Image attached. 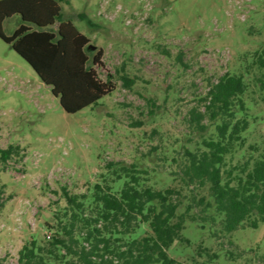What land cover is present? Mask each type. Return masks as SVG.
Wrapping results in <instances>:
<instances>
[{
  "label": "rangeland",
  "instance_id": "obj_1",
  "mask_svg": "<svg viewBox=\"0 0 264 264\" xmlns=\"http://www.w3.org/2000/svg\"><path fill=\"white\" fill-rule=\"evenodd\" d=\"M63 19L103 50L96 72L114 91L95 105L67 114L50 88L0 40V149L13 148L0 161V261L17 264L18 250L31 239H48L47 225L62 211L63 191L91 192L111 169L135 166L146 185L178 186L174 171L182 147L198 139L187 123L209 83L225 73L244 74L250 56L264 50V0H57ZM77 15H83L80 19ZM17 18L4 24L12 34ZM248 84V128L243 148L229 157L236 165L264 155V90ZM132 81L129 87L124 82ZM252 149H251V147ZM176 180H175V179ZM120 187V183L116 184ZM194 206L206 192L184 191ZM191 197H194L192 202ZM198 208V207H196ZM193 213L198 215V209ZM214 222H187L184 240L167 251L176 261L211 264H264V223L257 228L221 231ZM201 251L200 255H197Z\"/></svg>",
  "mask_w": 264,
  "mask_h": 264
},
{
  "label": "trees",
  "instance_id": "obj_2",
  "mask_svg": "<svg viewBox=\"0 0 264 264\" xmlns=\"http://www.w3.org/2000/svg\"><path fill=\"white\" fill-rule=\"evenodd\" d=\"M61 10L57 0H0V40L50 88L65 113L75 114L111 95L115 87L111 76L104 81L95 69L103 65V50L91 52L90 40L63 19ZM11 18L19 24L8 35L3 23ZM250 59L244 74L251 67L264 70V50ZM244 74L225 73L209 83L197 106L188 111L186 123L199 140L192 147L183 146L178 159L172 158L178 186L157 190L140 177L146 172L133 165L115 169L107 165L109 177H101L91 192L63 191L65 207L47 225L51 236L24 243L17 264H186L167 251L184 240L181 233L187 222H214L206 213L211 205L221 217L224 233L264 223V155L250 156L236 165L227 163L243 148L249 123ZM254 82L264 90V73ZM130 83L125 80V87ZM12 153L13 148L0 149V161ZM186 190L206 192L212 203L199 208L200 198L195 206L182 207L188 198L183 194ZM195 208L198 215L193 213ZM201 251L207 260L191 262L211 264L214 255ZM259 260L264 262V255Z\"/></svg>",
  "mask_w": 264,
  "mask_h": 264
},
{
  "label": "crops",
  "instance_id": "obj_3",
  "mask_svg": "<svg viewBox=\"0 0 264 264\" xmlns=\"http://www.w3.org/2000/svg\"><path fill=\"white\" fill-rule=\"evenodd\" d=\"M3 24H4V23H3ZM18 24H19V20L17 19V20H16V24H15V26L17 27ZM57 25H58V23H57L56 25H54V27H53L54 30L56 29ZM3 29H4V27H3Z\"/></svg>",
  "mask_w": 264,
  "mask_h": 264
},
{
  "label": "water",
  "instance_id": "obj_4",
  "mask_svg": "<svg viewBox=\"0 0 264 264\" xmlns=\"http://www.w3.org/2000/svg\"><path fill=\"white\" fill-rule=\"evenodd\" d=\"M89 48H90L91 50H94V49H95V47H93V46H90V45H89Z\"/></svg>",
  "mask_w": 264,
  "mask_h": 264
}]
</instances>
